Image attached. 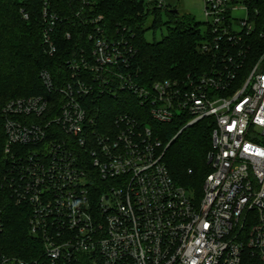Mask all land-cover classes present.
<instances>
[{
    "label": "built area",
    "instance_id": "obj_1",
    "mask_svg": "<svg viewBox=\"0 0 264 264\" xmlns=\"http://www.w3.org/2000/svg\"><path fill=\"white\" fill-rule=\"evenodd\" d=\"M233 1L204 3L199 49L212 61L199 75L143 83L129 69L130 29L109 31L97 15L87 44L65 61L68 78L57 84L42 70L47 95L5 102L0 230L6 201L28 210L43 251L32 264H264V51L246 65L253 25L246 16L232 27ZM43 18L53 54L58 19L46 9ZM118 91L139 108L104 109L103 95ZM204 118L210 171L197 196L171 176L170 142L148 121L181 123L180 133ZM0 264L30 263L2 255Z\"/></svg>",
    "mask_w": 264,
    "mask_h": 264
},
{
    "label": "trees",
    "instance_id": "obj_2",
    "mask_svg": "<svg viewBox=\"0 0 264 264\" xmlns=\"http://www.w3.org/2000/svg\"><path fill=\"white\" fill-rule=\"evenodd\" d=\"M242 3L247 20L253 25V30L243 37L247 47L246 65H250L264 51V0H242ZM43 9L58 19L53 31L56 45L53 54L47 52L42 39L46 25ZM162 13L167 16L164 21ZM97 15L103 16L109 31L117 27L130 29L137 50L129 69L134 76L135 71L141 74L145 84L188 74L196 76L211 66V57L199 49L209 33L201 27L204 22L195 21L188 13H172L169 5L160 8L149 0H0V160L6 138L2 106L15 97L47 95L39 76L42 70L49 71L57 84L68 78L65 61L80 45L87 44L86 34L93 26L90 18ZM162 27L166 28V34L159 40L146 39L147 29L155 31ZM66 31H70V38L66 37ZM245 72L246 69L242 70L241 75ZM129 94L124 91L105 94L102 106L107 110L138 109L134 99L133 105H127ZM210 122L209 118L201 119L178 133L181 123L148 121L164 143L170 142L163 161L171 176L197 196L202 193L203 179L210 171L207 163L211 148ZM28 215V210H23L21 205L10 200L4 203L0 257H15L30 264L42 261V244L28 232Z\"/></svg>",
    "mask_w": 264,
    "mask_h": 264
},
{
    "label": "rangeland",
    "instance_id": "obj_3",
    "mask_svg": "<svg viewBox=\"0 0 264 264\" xmlns=\"http://www.w3.org/2000/svg\"><path fill=\"white\" fill-rule=\"evenodd\" d=\"M206 0H165V4L169 5L171 9H177L181 13H188L194 17L195 21L204 22V3ZM242 0H239L235 4V8L231 10V20L232 27L236 30L241 28L239 19H244L246 17V11L242 5ZM167 16L165 13H162V20H166ZM152 18L148 20L147 26L150 25ZM203 29L205 28V24L201 26ZM166 34V28L162 27L161 29H156L153 31L152 29H147L145 33V37L148 41H152L153 39L159 40L163 35Z\"/></svg>",
    "mask_w": 264,
    "mask_h": 264
},
{
    "label": "water",
    "instance_id": "obj_4",
    "mask_svg": "<svg viewBox=\"0 0 264 264\" xmlns=\"http://www.w3.org/2000/svg\"><path fill=\"white\" fill-rule=\"evenodd\" d=\"M171 12L177 14L179 11L177 9H171Z\"/></svg>",
    "mask_w": 264,
    "mask_h": 264
}]
</instances>
